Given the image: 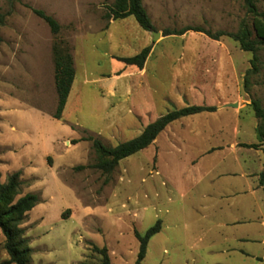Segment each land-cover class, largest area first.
Returning <instances> with one entry per match:
<instances>
[{"label":"rangeland","instance_id":"1","mask_svg":"<svg viewBox=\"0 0 264 264\" xmlns=\"http://www.w3.org/2000/svg\"><path fill=\"white\" fill-rule=\"evenodd\" d=\"M115 2L0 0V13L6 17L0 26V182L20 172L16 200L29 193L40 198L22 225L33 249L28 264H103L94 247L107 248L110 264H136L140 242L135 231L145 235L158 221L164 230L149 240L142 264H255L231 252L216 253L218 245L191 248L197 213L206 212L203 205L218 199L213 191L203 197L205 185L194 183L190 161L203 149L238 145L243 160L261 167L257 175L264 185V141L257 132H264V122L251 110L253 100L264 107V46L256 53L245 52L230 37L214 41L193 30L164 36L165 31L185 28L237 33L243 21L252 19L243 0H143L154 31L161 33L153 63L160 61V76L168 86L191 78L192 87L197 86L190 96L193 104L162 105L163 110L145 113L137 105L115 101L102 107L99 85L82 86L84 78L76 72L74 94L80 90L89 96L73 103L72 95L64 118L55 119V42L64 41L72 53L76 48L78 62L93 77L136 71L120 59L134 57L154 43L153 33L141 29L133 17L118 20L106 31L110 20L105 15ZM258 8L264 12V0H258ZM34 9L58 21L57 36ZM255 57L258 69L248 74ZM227 104L238 107H224ZM189 106L217 111L174 122L178 144L155 142L121 161L109 175L92 167L97 158L93 143L82 138L116 147L138 137L159 116ZM227 182L215 186L214 192ZM4 243L0 229V264L9 260Z\"/></svg>","mask_w":264,"mask_h":264},{"label":"crops","instance_id":"2","mask_svg":"<svg viewBox=\"0 0 264 264\" xmlns=\"http://www.w3.org/2000/svg\"><path fill=\"white\" fill-rule=\"evenodd\" d=\"M116 22L110 20L106 31ZM161 43H152L151 53L143 69L130 66L134 67L136 71L126 72L125 69L120 73H111L107 77L90 76V73L78 62L79 52L77 53L78 50L75 48L73 50L75 70L81 73L84 78V80L82 78V86L85 84L99 85L97 91L102 100V107H107L112 103L111 101H115L121 104L137 105L139 106L138 110L145 113L152 108L163 110L161 109L162 105L185 104V102L193 104L190 96L197 86L192 87L191 78H187L189 80L185 83H173L168 86L165 84L166 80L163 75L160 76V73L163 72L160 61L158 60L157 64L153 63L154 60H157V58L155 59L156 49ZM189 72H192V68H189ZM132 76L139 77V81H130ZM76 79L77 73L64 113L68 110L72 95L73 103L76 98L89 96L84 90L82 94L80 90L74 94ZM100 88L105 90V97L101 95ZM164 115L159 116L158 119ZM171 127L172 124L160 134L155 142L160 143L162 140L178 144L176 141L179 137L178 135L174 136L177 133ZM193 134L197 133L193 132ZM214 155L217 156L213 157ZM190 165L193 169L191 175L194 183L197 186L205 185L206 193L203 194V197L208 198L213 191L218 199L211 205H203L202 209H205L206 212L197 213L199 219L191 231V248L198 249L203 246L218 245L220 249L215 251L216 253L229 254L231 252L242 256L245 259L244 263L250 261L255 264H264V187L260 185L257 175L262 172L261 167H255L253 163L243 160L238 145H220L217 148L203 149L200 157L190 161ZM161 174L158 167V175ZM165 179L162 185L165 184ZM225 180H228L226 186L218 187L217 192H214L215 186ZM234 182L241 184V187H236ZM209 219L213 222L206 224L205 220ZM162 230L164 229L162 228L160 232Z\"/></svg>","mask_w":264,"mask_h":264},{"label":"trees","instance_id":"3","mask_svg":"<svg viewBox=\"0 0 264 264\" xmlns=\"http://www.w3.org/2000/svg\"><path fill=\"white\" fill-rule=\"evenodd\" d=\"M244 9L247 14L252 17L251 23L243 21L237 33L216 32L211 33L202 29L185 28L181 31H165L164 36H182L189 31H196L206 34L214 41L220 40L222 37H230L239 43L241 49L245 52L256 53L264 46V12H260L258 8V0H243ZM143 0H116L115 4L105 15L108 20H124L133 17L139 27L147 32L154 31L151 19L143 7ZM34 13L43 19L49 26L51 33L57 36L60 33L61 26L52 16L47 15L42 10H33ZM5 15L0 13V26L5 24ZM152 47H147L141 50L134 57L121 58L127 66H134L138 69H143L147 59L151 53ZM53 61L55 68V87L58 95V105L53 117L57 120L63 118L65 105L71 93L73 83L76 76L75 62L72 53V48L67 43L55 42L52 47ZM256 57L253 60V70H249L248 74L257 71ZM248 81V78H247ZM251 107L255 117L264 122V107L260 100H253ZM216 107L206 106H189L182 109H176L160 117L153 123L147 125L142 133L127 142L120 143L116 147H108L101 140L93 137L82 138L81 141H91L93 149L96 153V163L92 165L94 169H98L103 174H111L118 167L119 163L139 152L148 149L155 143V140L174 122H177L185 117L194 116L204 112H216ZM258 137L263 140L264 132L258 128ZM246 148H257V145H247ZM79 167L78 169H82ZM20 172L11 175L7 183L0 182V229L3 232L6 250L9 260L5 264H28L33 254V249L30 247L29 239L25 236V230L22 228L27 214L32 211L36 205L40 204V198L37 194H26L16 200L20 186ZM264 186L263 184H261ZM70 213V210L66 212ZM162 229V221H158L156 225L150 228L145 235H141L135 231V236L140 242V248L136 264H142L148 251L149 240H151ZM94 251L103 256V264H110L108 250L106 247L102 249L94 247Z\"/></svg>","mask_w":264,"mask_h":264},{"label":"water","instance_id":"4","mask_svg":"<svg viewBox=\"0 0 264 264\" xmlns=\"http://www.w3.org/2000/svg\"><path fill=\"white\" fill-rule=\"evenodd\" d=\"M152 33H153V35H154V42L156 41V40H158L160 37H161V33H159V32H155V31H152ZM225 107H229V108H237L238 107V105L237 104H227V105H225Z\"/></svg>","mask_w":264,"mask_h":264}]
</instances>
